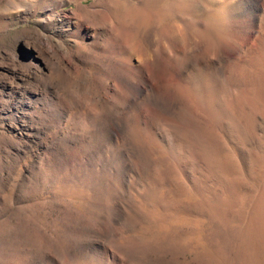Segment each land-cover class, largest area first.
Returning <instances> with one entry per match:
<instances>
[{
  "label": "rangeland",
  "instance_id": "374dc122",
  "mask_svg": "<svg viewBox=\"0 0 264 264\" xmlns=\"http://www.w3.org/2000/svg\"><path fill=\"white\" fill-rule=\"evenodd\" d=\"M0 264H264V0H0Z\"/></svg>",
  "mask_w": 264,
  "mask_h": 264
}]
</instances>
